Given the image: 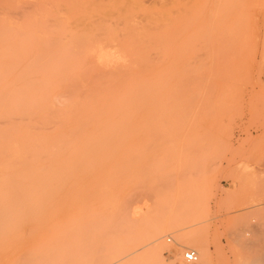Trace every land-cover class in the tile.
I'll return each instance as SVG.
<instances>
[{"label": "rangeland", "instance_id": "1", "mask_svg": "<svg viewBox=\"0 0 264 264\" xmlns=\"http://www.w3.org/2000/svg\"><path fill=\"white\" fill-rule=\"evenodd\" d=\"M4 57L0 264H264V0H0Z\"/></svg>", "mask_w": 264, "mask_h": 264}, {"label": "bare ground", "instance_id": "2", "mask_svg": "<svg viewBox=\"0 0 264 264\" xmlns=\"http://www.w3.org/2000/svg\"><path fill=\"white\" fill-rule=\"evenodd\" d=\"M26 6H27V5H26ZM27 7H28V6H27ZM28 9H29V8H28ZM17 10H18V9H17ZM22 11H24V13H26V11L24 10V8H23V10L21 9V12H22ZM16 13H17V12H16ZM19 13H20V12H19ZM19 13H18V14H19ZM1 14H3V13H1ZM18 14H17V16H18ZM20 14H22V13H20ZM20 14H19V15H20ZM20 16H21V15H20ZM25 17H26V16H25ZM22 18H23V17H22ZM31 23H32V22H31ZM12 24H13V22H12ZM44 24H45V23H44ZM42 26H43V25H42ZM13 28H15V27H13ZM22 30H23V29H22ZM32 31H33V30H32ZM35 31H36V30H35ZM21 32L23 33V31H21ZM21 32H19V33L22 34ZM47 33H49V32H47ZM47 33H46V34H47ZM27 34H28V33H27ZM28 35H30V34H28ZM49 35H50V33H49ZM19 36H20V35H19ZM43 38H45V37H43ZM52 38H54V37H52ZM38 41H40V40H38ZM43 41H44V40H43ZM19 43H20V42H19ZM50 43H51V42H50ZM52 43H53V42H52ZM54 43H55V42H54ZM1 47H2V46H1ZM4 48H5V47H4ZM23 48H24V47H23ZM7 49H8V48H7ZM46 49H47V48H46ZM39 50H41V49H39ZM42 50H43V49H42ZM6 51H7V50H6ZM43 51H44V50H43ZM12 54H13V53H12ZM49 54H50V53H49ZM49 54H46V55L49 56ZM10 56H11V55H10ZM14 56H15V55H14ZM51 56H52V55H51ZM7 57H8V56H7ZM7 57H4V58H3V61H4V62L2 61L3 64L0 63V66L4 65V63L6 64L5 60L7 59ZM45 57H46V56H45ZM19 59H20V57H19ZM45 59H46V58H45ZM47 59H48V58H47ZM51 59H52V58H51ZM32 60H33V59H32ZM43 60H44V59H43ZM43 60H42V61H43ZM17 61H18V60H17ZM34 61H35V60H34ZM37 61H39V60H37ZM50 62H51V61H49V63H50ZM7 63H8V62H7ZM29 63H30V62H29ZM37 63H38V62H37ZM43 63H44V62H43ZM66 63H67V62H66ZM8 64L10 65V63H8ZM8 64H7V66H9ZM12 66H13V65H11V69H12ZM27 67H28V66H27ZM14 68L17 69V67H15V66H14ZM34 68H35V67H34ZM8 71H9V70H8ZM2 72H3V71H2ZM13 72H14V71H13ZM19 73H20V72H19ZM10 74H11V73L8 74L7 78L10 77ZM18 75H19V74H17V76H18ZM20 75H21V74H20ZM20 75H19V76H20ZM43 75H45V74H43ZM14 76H15V74H14ZM15 78H16V77H15ZM25 78H26V77H25ZM23 79H24V78H22V80H23ZM14 80H15V79H14ZM16 80H17V79H16ZM16 80H15V81H16ZM15 81H13V82H15ZM4 82H7V79H4ZM16 83H17V82H16ZM18 83H19V81H18ZM40 83H41V82H40ZM2 84L5 85L6 83H2ZM12 84H14V83H12ZM9 85H11V83H10ZM14 85H15V84H14ZM37 85H38V84H37ZM37 85H36V86H37ZM0 86H1V84H0ZM20 86H21V85H20ZM40 86H41V85H40ZM29 87H30V85H29ZM7 88H9V86H7ZM27 88H28V87H26V89H27ZM10 89H12V88H10ZM20 89H21V88H20ZM20 89H19V91H20ZM28 89H29V88H28ZM32 89H33V88H32ZM32 89H29V90L32 92ZM21 90H22V89H21ZM33 90L36 91V89H33ZM59 90H60V89H59ZM52 91H53V90H52ZM17 92H18V91H17ZM22 92H25V91H22ZM2 93H3V92H2ZM17 94H19V93H17ZM24 94H26V92H25ZM30 94H31V93H30ZM30 94H27V95H30ZM51 94H52V93H50V95H51ZM56 94H57V93H56ZM60 94L62 95V98L64 99L63 94H62L61 91H60V93H59V96H61ZM27 95H26V96H27ZM47 95H48V94H47ZM54 95H55V94H54ZM57 95H58V94H57ZM11 96H12V95H11ZM0 97H1V95H0ZM23 97H24V96H22L21 99H20V101H18L19 105H18V103L15 104V107H16V108L18 107V108H17V109H18V112L20 111V112H19V116L16 117V118L22 117L21 122H23V121H22V120H23V116H25V115L20 116V114H22L21 111H23V109L25 108V106H24V105L22 106V104H21L20 102H22V103H23V102H27V103H28V101H25L27 98H25V99L23 100ZM27 97H28V96H27ZM4 98H5V97H4ZM42 98H43V97H42ZM44 98H45V97H44ZM48 98H49V97H48ZM57 98H58V97H57ZM62 98H60V99L62 100ZM41 100H42V99H41ZM53 100H54V101L56 100V96H55V99H53ZM53 100H50V101H53ZM16 101H17V100H16ZM56 101H57V102H56ZM56 101H55V102L58 104V100H56ZM9 102H10V101H9ZM14 102H15V101H14ZM36 102H37V99H36ZM59 102H60V101H59ZM68 102H69V101H67V102L64 101V102H63V105H62V108L65 106L64 103H68ZM41 103H42V102H40V105H43V104H41ZM56 103H55V104H56ZM23 104H24V103H23ZM29 104L31 105V107L35 106V104H32V103H29ZM57 104H56V105H57ZM5 105H6V104H5ZM20 105H21L22 107H21ZM27 105H28V104H27ZM38 105H39V102H38ZM38 105H37V106H38ZM44 105H45V104H44ZM75 105H76V104H75ZM0 106H1V104H0ZM37 106H36V108H37ZM58 106H61V105H58ZM43 107H44V106H43ZM43 107L40 106L41 110L44 111V112H46V113H48L49 116H50V115H53V114H55V113H56V116H57V111H56V110L53 109L55 112H54V113H50V112H48L49 109H48V110H47V109L45 110ZM77 107H78V106H77ZM3 108H4V106L2 107V109H3ZM6 108H8V107H6ZM19 108H20V109H19ZM21 108H23V109H21ZM42 108H43L44 110H43ZM47 108H49V107H47ZM2 109H0V110H2ZM38 109H39V108H38ZM65 109H66V108H65ZM3 110H5V108H4ZM25 110H26V109H24V112H25ZM70 110H71V109H70ZM5 111H6V110H5ZM50 111L53 112L52 110H50ZM11 112H13V111H11ZM24 112H23V114H24ZM61 112H62V111H61ZM72 112H73V110H72ZM14 113H15V112H14ZM14 113H13V115H14ZM29 113L31 114V111H30ZM74 113H75V112H74ZM2 114H3V113H2ZM2 114L0 115L1 117H2ZM8 114H9V112H8ZM15 114H16V113H15ZM30 114H29V116H30ZM36 114H37V113H36ZM3 115H4V114H3ZM10 115H11V114H10ZM13 115H12V117L15 116V115H14V116H13ZM17 115H18V114H17ZM17 115H16V116H17ZM27 115H28V113H27ZM40 115H41V114H39V115H35V117L33 116V119H32L33 121H32V122H33V123H34V122H37V123H38V122H41V121H38V120H40ZM37 116H38L39 118H38ZM1 117H0V118H1ZM47 117H48V116H47ZM47 117H46V118H47ZM75 117H76V116H75ZM5 118H6V116H5ZM14 118H15V117H14ZM26 118H27V117H26ZM26 118H24V119L26 120ZM34 118H38V120L36 119V120H37V121H36ZM3 119H4V117H2V118L0 119V121H1L0 123H1V124H2L3 121H6V120H7V119H5V120H3ZM10 119H11V118H10ZM43 119H44V118H43ZM43 119H42V120H43ZM49 119H51V118H49ZM47 120H48V118H47ZM12 121H13V122H10V124L12 123V124H13L12 126L17 127V126L14 125V120H13V119H12ZM30 121H31V120H30ZM6 122H7V121H6ZM44 122H45V121H44ZM50 122H51V121H50ZM50 122H47V121H46L47 124L50 123ZM54 123H58V122H54ZM10 124L8 123V125H10ZM26 124L28 125L29 123L26 122ZM30 124H31V125H36V123H35V124L30 123ZM22 125H23V123H22ZM22 125H21V126H22ZM48 125H49V124H48ZM6 126H7V125H5V127H6ZM12 126H11V127H12ZM42 126H43V124H42ZM46 126H47V125H46ZM46 126H45V127H46ZM2 127H4V126H2ZM2 127H1V129H2ZM37 127L42 128L41 126H38V125L36 126V128H37ZM31 128H32V126L29 127V129H31ZM78 128H79V127H78ZM103 128H104V127H103ZM1 129H0V130H1ZM21 129H23V128H21ZM29 129H28V131H29ZM32 129H33V128H32ZM2 130H3V129H2ZM2 130H1V131H2ZM12 130H13V129H12ZM34 130H36V129H34ZM34 130H33V133H34ZM84 130H85V129H84ZM107 130H109V129H107ZM8 131H10V130H8ZM17 131H18V129H17ZM20 131H22V130H19V132H20ZM28 131H26V132L28 133ZM37 131H38V130H37ZM4 132H5V131H4ZM6 132H7V130H6ZM6 132H5V133H6ZM19 132H18V133H19ZM26 132H25V133H26ZM29 132H31V130H30ZM82 132H84V131L82 130ZM1 133H2L3 135L0 134V136L2 135V136L0 137V139H1V138H4V139L7 138V137L4 135L3 132H1ZM8 133H9V132H8ZM8 133H6V134L8 135ZM25 133L23 132L22 134H24V135H28V134H25ZM31 133H32V132H31ZM33 133H32V134H33ZM71 133H72V132H71ZM9 134H10V136H11L12 133L10 132ZM16 134H17V133H16ZM19 134L22 135L21 133H19ZM19 134H17L16 136H18ZM42 134H44V132H43ZM20 135H19V136H20ZM3 136H5V137H3ZM8 136H9V135H8ZM10 136H9V137H10ZM12 136H13V134H12ZM16 136H15V137H16ZM22 136H23V135H22ZM34 136H36V135H34ZM60 136H61V135H60ZM20 137H21V136H20ZM20 137H16V138H14V136H13V138H12L11 141H13V139H14V140L16 139V142L13 141V142L5 143V142H2V141L0 140V144H1V145H0V156L2 155V157L4 158L3 154L5 155V154L7 153L8 156H6V158H5L6 161H7L8 158L20 157L21 155H24L25 153H26V155L28 154V152H25V153H24V152H21L22 150H21V148H20V146H19V142H21V141H20V140L17 141V139H23L25 142H26L27 140H26V138H23V137L20 138ZM4 139H3V140H4ZM27 139H29V138L27 137ZM9 140H10V138H9ZM61 140H62V139H61ZM57 141H60V139H58ZM64 141H65V140H64ZM66 141H69V140H66ZM66 141H65V143H67ZM81 141H82V140H81ZM61 142H62V141H61ZM57 143H58V142H57ZM65 143H64V145H66ZM21 144H22V143H21ZM23 144H24V143H23ZM54 144H55V143H54ZM102 144H103V143H102ZM30 145H31V144H30ZM18 146H19V149H20L21 151H19ZM23 146L25 147V145H23ZM27 146H28V145H27ZM27 146H26V149L28 148ZM55 146H57V144H55ZM31 147H32V146H31ZM36 147H37V146H36ZM41 147H42V146H41ZM52 147H54V146H52ZM54 148H55V147H54ZM62 148H63V147H62ZM22 149H24V148H22ZM24 151H25V150H24ZM26 151H28V149H27ZM47 151H48V150H47ZM53 151H54V149H53ZM49 152H50V149H49ZM7 154H6V155H7ZM31 154H33V153H31ZM37 154H38V153H37ZM49 154H50V153H48V155H49ZM54 154H55V153H54ZM28 155H29V154H28ZM38 155H39V154H38ZM31 156H33V155H31ZM39 156H40V155H39ZM2 157H0V160H1ZM28 157H30V156H28ZM28 157H27V158H28ZM40 157H43V156H40ZM40 157H39V158H40ZM25 159H26V158H25ZM3 160H4V159H3ZM16 160H18V159H16ZM16 160H14V161H12V162L10 161L11 164H10V163H9V164L13 166V164H16V163H19V164H20V162L23 161V160H22V161L18 162V161H16ZM19 160H21V158H20ZM97 161H98V160H97ZM97 161H96V162H97ZM1 162H3V161H1ZM96 162H95V163H96ZM0 164H1V163H0ZM6 164H7V163H6ZM9 164H8V165H9ZM25 164H26V163H25ZM8 165H7V166H8ZM1 167H2V165H1ZM9 167H11V166H9ZM0 172H1V171H0ZM16 174H17V173H16ZM0 177H1V174H0ZM11 179H12V178H11ZM39 189H40V188H39ZM0 196H3V195H0ZM159 238H160V237H159ZM157 240H158V239H157ZM157 240H156V242H157ZM199 253L201 254L200 256H202L204 259H206V260L208 261V263H209V261H210V259H211L210 254H209L208 252H206V251H205L204 253H201V252H199ZM115 262H116V261H115ZM201 262H202V261H201ZM201 262H200V263H201ZM201 264H202V263H201Z\"/></svg>", "mask_w": 264, "mask_h": 264}, {"label": "built area", "instance_id": "3", "mask_svg": "<svg viewBox=\"0 0 264 264\" xmlns=\"http://www.w3.org/2000/svg\"><path fill=\"white\" fill-rule=\"evenodd\" d=\"M183 261L186 264H194L197 261V255L194 251L192 250H186L183 255Z\"/></svg>", "mask_w": 264, "mask_h": 264}]
</instances>
